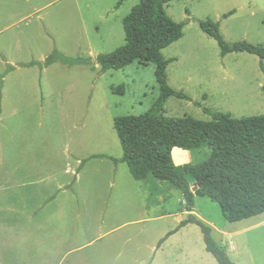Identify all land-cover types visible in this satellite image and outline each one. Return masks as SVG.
<instances>
[{
  "label": "rangeland",
  "instance_id": "rangeland-1",
  "mask_svg": "<svg viewBox=\"0 0 264 264\" xmlns=\"http://www.w3.org/2000/svg\"><path fill=\"white\" fill-rule=\"evenodd\" d=\"M118 1L0 0V264H217L197 225L179 228L180 189L162 183L171 201L152 206L153 188L127 164L90 159L121 158L115 119L146 113L161 95L154 64L100 71L97 57L125 45L123 19L142 0L119 10ZM166 11L188 21L184 37L162 53L176 59L168 84L190 99L170 98L164 114L202 121L213 120L206 110L264 115L260 59L222 57L200 28L212 20L230 44L264 45V0H180ZM55 51L80 63L43 68ZM121 85L125 95L114 94ZM192 157L203 163L211 151ZM196 209L234 262L264 264V214L233 222L219 203L199 197Z\"/></svg>",
  "mask_w": 264,
  "mask_h": 264
},
{
  "label": "trees",
  "instance_id": "trees-1",
  "mask_svg": "<svg viewBox=\"0 0 264 264\" xmlns=\"http://www.w3.org/2000/svg\"><path fill=\"white\" fill-rule=\"evenodd\" d=\"M126 1L119 0L116 8H121ZM174 1L180 0H142L123 19L125 45L113 53L97 57L102 74L110 70H125L137 62L154 64L161 95L146 113L115 119L114 127L124 152L121 158L102 154L93 155L90 159L108 158L116 165L127 164L136 181L153 177L160 182H170L184 194L189 211H193L199 197L219 203L226 217L233 222L263 215L264 115L239 119L230 114L206 110L213 120L202 121L188 116L170 118L164 114L170 98L190 99L168 84L167 69L176 59L166 60L162 53L184 37V28L188 23L176 22L167 14L166 6ZM200 28L217 41L222 57L231 53L255 55L264 71V45L247 41L230 44L222 35L220 24L212 20L201 21ZM57 61L80 63L55 51L43 62V68ZM84 62L92 65V62ZM35 65L38 62L26 64L27 67ZM262 89L264 91V86ZM111 90L114 94L125 95L126 86L112 87ZM204 147L211 151L208 161L176 165V149L193 153ZM86 162L81 163L78 173ZM194 187H198L195 192ZM191 224L201 229L206 251L213 255L217 264H238L214 239L212 227L193 214L183 220L179 228ZM172 234L169 233L159 247Z\"/></svg>",
  "mask_w": 264,
  "mask_h": 264
},
{
  "label": "crops",
  "instance_id": "crops-1",
  "mask_svg": "<svg viewBox=\"0 0 264 264\" xmlns=\"http://www.w3.org/2000/svg\"><path fill=\"white\" fill-rule=\"evenodd\" d=\"M177 150H180V149H176L174 151V157H175V155H177V159H178V164H176V165H184V164H187V163H192V161H193L192 153H190L189 151L181 150L177 154ZM144 182L148 183L153 188V192L151 194V200H150L152 206H157V205H163V204H166V203H168V204L170 203L171 194L172 193H171V190H170L169 187L166 188L165 186H163L164 184H162V183H165V182H160L159 180H157L155 178L153 179V177H150L147 180H144ZM167 183H170V182H167ZM171 185H173V184H171ZM173 187H175V186L173 185ZM166 189L168 191H166ZM180 195H181L180 196V202H181L182 206L184 207V210H186V211H184L182 213V215L179 216V219H178L179 224L183 220H186L189 217L190 214H193L197 218H199L202 221H204L205 223H207V221L196 211L197 210L196 209V202H195V207H194L193 211H189L188 208H187V205H186L184 194H180ZM182 197H183V199H182ZM181 199H182V201H181ZM166 216H169V215L162 214L160 217H158V219H164ZM185 216H187V217L185 218ZM208 225H210V224H208ZM186 227H183V228H186ZM183 228H181V229H183ZM212 229H213V227H212ZM158 251H159V249L156 250L155 254L158 253Z\"/></svg>",
  "mask_w": 264,
  "mask_h": 264
},
{
  "label": "water",
  "instance_id": "water-1",
  "mask_svg": "<svg viewBox=\"0 0 264 264\" xmlns=\"http://www.w3.org/2000/svg\"><path fill=\"white\" fill-rule=\"evenodd\" d=\"M197 189H198V187H194V188H193V191L195 192V191H197Z\"/></svg>",
  "mask_w": 264,
  "mask_h": 264
}]
</instances>
